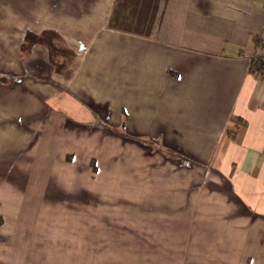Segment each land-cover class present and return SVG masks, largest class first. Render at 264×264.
<instances>
[{
  "label": "crops",
  "instance_id": "obj_1",
  "mask_svg": "<svg viewBox=\"0 0 264 264\" xmlns=\"http://www.w3.org/2000/svg\"><path fill=\"white\" fill-rule=\"evenodd\" d=\"M251 55L264 60V0H0V231L5 180L38 164L26 152L38 131L82 148L97 115L233 186L236 204L218 197L191 219L188 264H264V84ZM3 244L0 264H20Z\"/></svg>",
  "mask_w": 264,
  "mask_h": 264
},
{
  "label": "rangeland",
  "instance_id": "obj_2",
  "mask_svg": "<svg viewBox=\"0 0 264 264\" xmlns=\"http://www.w3.org/2000/svg\"><path fill=\"white\" fill-rule=\"evenodd\" d=\"M54 67L48 83L60 94ZM258 68L264 84V66ZM45 105L52 126L62 125L53 101ZM93 117L84 125V147L59 149L52 133L39 130L26 151L42 153L31 157L38 164L9 173L3 189L7 222L0 231L4 261L14 253L20 264H188L191 219L218 197L236 204L233 186L203 179L185 164L188 156L158 136ZM13 189L12 197L7 190Z\"/></svg>",
  "mask_w": 264,
  "mask_h": 264
},
{
  "label": "trees",
  "instance_id": "obj_3",
  "mask_svg": "<svg viewBox=\"0 0 264 264\" xmlns=\"http://www.w3.org/2000/svg\"><path fill=\"white\" fill-rule=\"evenodd\" d=\"M28 38L31 40L32 43L44 42V39H43L42 36H34V35L30 36V34H29V35L26 36V39H28ZM52 42L51 43H46V44H47L48 47L51 48V50H54L55 48H54ZM257 63H258L257 65H260L261 67L264 66V60L262 58H260V57H259V59H257Z\"/></svg>",
  "mask_w": 264,
  "mask_h": 264
}]
</instances>
